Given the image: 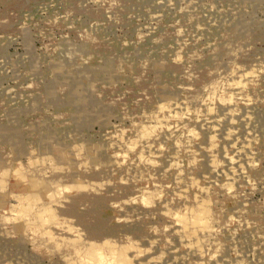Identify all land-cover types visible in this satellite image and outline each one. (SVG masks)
Instances as JSON below:
<instances>
[{"label":"rangeland","instance_id":"374dc122","mask_svg":"<svg viewBox=\"0 0 264 264\" xmlns=\"http://www.w3.org/2000/svg\"><path fill=\"white\" fill-rule=\"evenodd\" d=\"M205 200L198 254L170 216ZM90 243L264 264V0H0V264H92Z\"/></svg>","mask_w":264,"mask_h":264},{"label":"bare ground","instance_id":"6f19581e","mask_svg":"<svg viewBox=\"0 0 264 264\" xmlns=\"http://www.w3.org/2000/svg\"><path fill=\"white\" fill-rule=\"evenodd\" d=\"M3 67V66H2ZM250 71V70H249ZM248 71V72H249ZM252 71V70H251ZM247 72V71H246ZM247 72V73H248ZM248 74H251V73H248ZM244 76H246L245 74L244 75H242V77H244ZM247 76H250V75H247ZM242 77H240L241 79H242ZM246 78V77H245ZM242 82V81H241ZM240 81H239V83L237 82V81H235L234 82V84H236L237 86L238 85H240V83H241ZM230 102V101H229ZM182 105V104H181ZM207 104L205 103V106H206ZM178 106H180V105H178ZM167 107V105L166 104H162V105H160V109L161 110H164L165 108ZM181 107V106H180ZM211 106H209V108H210ZM206 108H207V106H206ZM212 108V107H211ZM174 111V110H173ZM172 111V113H174ZM199 111V110H198ZM208 112L210 111V109H208L207 110ZM211 111H212V109H211ZM225 111V110H224ZM204 112V111H203ZM159 113V112H158ZM212 113V112H211ZM211 113H209V114H211ZM174 114H177V112H175ZM227 114H228V112H227ZM225 115V114H224ZM227 116H229L230 117V115H227ZM232 117V116H231ZM230 117V118H231ZM209 118H210V116H209ZM155 124L156 125H158V126H161V125H163L164 124V122H162L161 120H159L158 119V117H157V115L155 116ZM228 119V118H227ZM243 119V118H242ZM229 121H231L230 119H228ZM207 121V120H206ZM165 122H167V121H165ZM194 122V121H193ZM221 122V121H220ZM223 123V122H222ZM205 126V125H204ZM177 127V126H176ZM167 128V127H166ZM204 128V127H203ZM168 129V128H167ZM176 129V128H175ZM206 129V128H205ZM173 130V129H172ZM171 130V131H172ZM228 130V129H227ZM144 131H145V129H143L142 131H140V134L141 135H144ZM168 131H169V129H168ZM189 131V130H188ZM225 131V130H224ZM223 131V132H224ZM229 131H231V130H229ZM225 133H229V132H225ZM209 137V136H208ZM187 138V137H186ZM208 139H210V138H207V140ZM187 140H188V138H187ZM210 140H212V139H210ZM247 141V140H246ZM245 141V142H246ZM249 141V140H248ZM138 142V141H137ZM206 142H209V141H206ZM135 143V142H134ZM136 144V143H135ZM206 144V143H205ZM244 144H247V142L246 143H244ZM208 145V144H207ZM210 145H212V144H210ZM210 145L208 146V148L210 147ZM241 146L243 145V143H241L240 144ZM135 146H137V144L136 145H134V147ZM140 146V145H139ZM223 146V145H222ZM229 146V145H228ZM240 146V147H241ZM246 146L247 145H245L244 147L242 146V148H240V149H245L246 148ZM133 147V146H132ZM208 148L206 149V150H208ZM223 148H224V146H223ZM248 148V147H247ZM250 148V147H249ZM133 149V148H132ZM158 149V148H157ZM221 149V148H220ZM240 149H234L235 150V152H234V156H228V157H225V155H224V157L226 158V159H228V158H232L233 160H237L238 162H237V164H238V168L236 169H234L233 167H230L231 168V173L233 174V176L236 178V176L238 175V173L239 172H241L242 171V169H243V165H242V163L240 162V159H241V156L243 155V150H240ZM188 150V149H187ZM80 151V150H79ZM189 151V150H188ZM224 151H225V149H224ZM161 154V153H160ZM219 154V153H218ZM204 156H205V151H204ZM216 156V155H215ZM220 156V155H219ZM209 158V157H208ZM210 160V159H209ZM251 160H252V157H251ZM251 160H250V162H251ZM253 161V160H252ZM245 162V161H244ZM243 162V163H244ZM221 163V162H220ZM208 164V163H207ZM210 164V163H209ZM225 166V165H224ZM213 170H216V168H218L219 167V165L218 164H216L215 163V161L214 160H211V166H210ZM210 167H208V168H210ZM226 167V166H225ZM245 167V166H244ZM177 169L180 171V172H182L180 169H179V167H177ZM225 170V169H224ZM178 171V172H179ZM220 171H222V170H220ZM224 172V171H223ZM242 173V172H241ZM180 177V176H179ZM193 178V177H192ZM175 179L177 180L178 179V175H176V177H175ZM178 181V180H177ZM195 181V180H194ZM176 182V181H175ZM193 182V181H192ZM198 182V181H197ZM233 182V181H232ZM195 183H196V181H195ZM191 184V183H190ZM231 184H233L234 185V183H231ZM231 184H230V186H231ZM187 185V184H186ZM191 185H193V184H191ZM190 185V186H191ZM197 186V185H196ZM234 187V186H233ZM36 188V187H35ZM185 189V188H184ZM183 190V189H182ZM188 190V189H187ZM200 190H203L202 188L200 189ZM228 191V190H227ZM226 191V192H227ZM35 194V193H34ZM178 194V193H177ZM21 199V198H20ZM186 200H188V199H186ZM207 200V199H206ZM201 201L200 203H196V208L194 209V210H189L188 212H184V214H181V213H177V212H175V213H173V215L172 216H170V217H172V219L176 222V227L174 228L176 231H177V234H178V236H179V238H180V243L184 246V247H186L187 248V250H190L191 252L193 251V252H196V253H200V252H202L201 251V248H202V244H203V242H205V241H201L200 239H198L197 238V235H196V232L198 231V227L199 228H204V230L207 228V226H208V224H209V220H208V212H209V210H208V203H207V201ZM195 201H197L196 199H195ZM210 205V204H209ZM21 207V206H20ZM23 207V206H22ZM50 208V207H49ZM30 209H32V208H30ZM188 210V209H187ZM39 211H41V212H39ZM38 212L39 213H41V215L44 213V212H50V211H48V209H46V208H43V209H41V210H39ZM43 211V212H42ZM28 212V211H27ZM38 214V213H37ZM36 218H38V217H36ZM39 219V218H38ZM41 219V218H40ZM43 220V219H42ZM42 225V224H41ZM40 225V226H41ZM58 225H60V224H58ZM28 226V225H27ZM40 228H42V227H40ZM60 228H61V226H60ZM65 228V227H64ZM63 228V229H64ZM65 230H66V228H65ZM50 231V230H49ZM48 230H47V226H46V228H43L42 230H41V233H43V234H45L46 235V237H48V239H50V240H52L53 239V237H52V234L49 232ZM206 231V230H205ZM79 242V241H78ZM80 243V242H79ZM205 244H207V243H205ZM77 245V244H76ZM111 245V242L110 241H103V243H102V247H103V249H105V250H107V251H109V246ZM80 246V245H79ZM209 246V245H208ZM88 251H87V253L89 252V257L88 258H90V260H89V262L88 263H92V264H96L97 263V257H98V255L96 254V253H92V251H94V250H96V249H94V247H95V245H93L92 243H90V244H88ZM78 248V247H77ZM98 248V247H97ZM208 248V247H207ZM132 250V252L134 253V252H136V253H139V250H136V249H134L131 245H128V246H122L121 247V251L123 252V255L126 257H124L123 255H122V257H118V256H116V255H114V253L113 252H111V254H107V257H108V259L105 261L106 263L105 264H127V258H130V255L128 254V251H131ZM202 250H203V248H202ZM211 250V249H210ZM106 252V251H105ZM203 253V252H202ZM202 253H201V255H202ZM75 254L76 255H78V253H77V250H76V252H75ZM203 256V255H202ZM148 257V256H147ZM146 257V258H147ZM201 257V256H200ZM149 259H147V260H149V261H151L152 260V257L150 258V257H148ZM201 263V262H200ZM199 263V264H200ZM129 264H131V263H129ZM202 264V263H201Z\"/></svg>","mask_w":264,"mask_h":264}]
</instances>
